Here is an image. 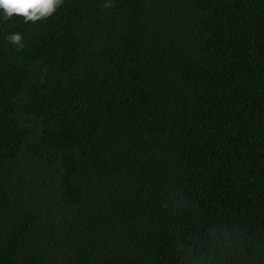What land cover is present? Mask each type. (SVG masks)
Masks as SVG:
<instances>
[{"label":"trees","instance_id":"16d2710c","mask_svg":"<svg viewBox=\"0 0 264 264\" xmlns=\"http://www.w3.org/2000/svg\"><path fill=\"white\" fill-rule=\"evenodd\" d=\"M106 2L0 12V264H264V0Z\"/></svg>","mask_w":264,"mask_h":264},{"label":"clouds","instance_id":"9594fccd","mask_svg":"<svg viewBox=\"0 0 264 264\" xmlns=\"http://www.w3.org/2000/svg\"><path fill=\"white\" fill-rule=\"evenodd\" d=\"M62 3L63 0H0V12L3 13L2 19L4 20L19 17L26 24L36 23L51 17ZM103 7H113L111 0H107ZM6 39L18 49L24 47L23 36L20 33H12Z\"/></svg>","mask_w":264,"mask_h":264}]
</instances>
